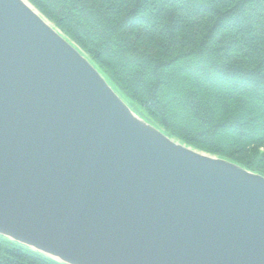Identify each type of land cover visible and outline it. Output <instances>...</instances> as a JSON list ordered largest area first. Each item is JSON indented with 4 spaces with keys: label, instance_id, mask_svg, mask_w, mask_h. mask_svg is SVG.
<instances>
[{
    "label": "water",
    "instance_id": "95a60500",
    "mask_svg": "<svg viewBox=\"0 0 264 264\" xmlns=\"http://www.w3.org/2000/svg\"><path fill=\"white\" fill-rule=\"evenodd\" d=\"M0 237L61 264H264V177L161 134L0 0Z\"/></svg>",
    "mask_w": 264,
    "mask_h": 264
},
{
    "label": "trees",
    "instance_id": "16d2710c",
    "mask_svg": "<svg viewBox=\"0 0 264 264\" xmlns=\"http://www.w3.org/2000/svg\"><path fill=\"white\" fill-rule=\"evenodd\" d=\"M146 123L264 177V0H27ZM0 264H61L0 237Z\"/></svg>",
    "mask_w": 264,
    "mask_h": 264
},
{
    "label": "rangeland",
    "instance_id": "374dc122",
    "mask_svg": "<svg viewBox=\"0 0 264 264\" xmlns=\"http://www.w3.org/2000/svg\"><path fill=\"white\" fill-rule=\"evenodd\" d=\"M123 102H124V103H126V101H125V100H123ZM126 104H127V103H126Z\"/></svg>",
    "mask_w": 264,
    "mask_h": 264
}]
</instances>
